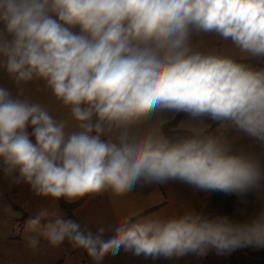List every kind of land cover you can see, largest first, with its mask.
I'll return each mask as SVG.
<instances>
[{"label":"clouds","instance_id":"obj_1","mask_svg":"<svg viewBox=\"0 0 264 264\" xmlns=\"http://www.w3.org/2000/svg\"><path fill=\"white\" fill-rule=\"evenodd\" d=\"M0 175L53 205L170 181L264 200V0H0ZM23 232L94 264L230 255L264 248V207L95 231L44 207Z\"/></svg>","mask_w":264,"mask_h":264},{"label":"rangeland","instance_id":"obj_2","mask_svg":"<svg viewBox=\"0 0 264 264\" xmlns=\"http://www.w3.org/2000/svg\"><path fill=\"white\" fill-rule=\"evenodd\" d=\"M193 194V198H188L184 211L195 208L210 215H223L221 198L213 197L212 192L196 190ZM9 206L10 211L7 210ZM44 207L55 208L59 214L69 218L60 210L58 203L52 204L50 198L35 195L29 186L23 183L10 185L0 175V264H90L87 254L82 249L66 253L61 261L55 259L48 262L43 247V243L47 241L42 238L37 250L33 251L26 247L23 238L24 223ZM103 264H260V260L243 248L230 255H217L215 251H211L206 257L188 255L171 260L145 259L143 256L137 257L131 253L120 252L115 256L108 255V261Z\"/></svg>","mask_w":264,"mask_h":264},{"label":"crops","instance_id":"obj_3","mask_svg":"<svg viewBox=\"0 0 264 264\" xmlns=\"http://www.w3.org/2000/svg\"><path fill=\"white\" fill-rule=\"evenodd\" d=\"M185 118L182 114L177 123ZM241 143L247 144L248 141L242 140ZM194 191L196 190L192 187L178 181H170L165 185L137 186L133 191L121 196L103 194L88 197L80 207L71 212L69 218L80 223L82 227L87 225L95 231L101 225H116L118 221L133 213L159 217L171 216L184 212L183 209L187 206L188 198H193ZM262 207H264V200H260L256 193H249L243 199L235 195L233 214L236 218L244 221L261 211ZM110 235L111 233H108L105 238ZM43 247L46 250L48 262L55 259L61 261L66 253L75 251V248L67 241L58 247L50 246L48 242H45ZM88 260L90 264H94L89 257ZM107 261L108 256L103 263Z\"/></svg>","mask_w":264,"mask_h":264},{"label":"trees","instance_id":"obj_4","mask_svg":"<svg viewBox=\"0 0 264 264\" xmlns=\"http://www.w3.org/2000/svg\"><path fill=\"white\" fill-rule=\"evenodd\" d=\"M181 114L176 115L175 119L172 120V124H176L177 121L179 120V118L181 117ZM213 197L215 198H221L222 199V212L223 215H227L230 218L240 222L241 220L236 218L233 215V205H234V201H235V195H227L224 193H220V192H212ZM88 198V196H85L81 199H79L78 202L76 203H67L65 202L63 199H61L58 202V207L60 208L61 211L65 212L68 216H71V212L80 207ZM244 250H246V252H248L249 254L257 257L260 260V264H264V249H256V248H252V247H247L244 248Z\"/></svg>","mask_w":264,"mask_h":264}]
</instances>
